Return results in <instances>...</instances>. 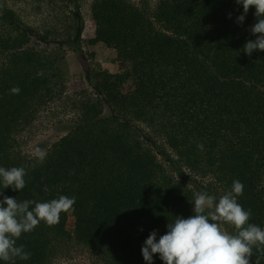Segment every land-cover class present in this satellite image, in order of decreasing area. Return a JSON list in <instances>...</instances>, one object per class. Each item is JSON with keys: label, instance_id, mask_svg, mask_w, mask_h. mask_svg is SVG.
Returning <instances> with one entry per match:
<instances>
[{"label": "trees", "instance_id": "16d2710c", "mask_svg": "<svg viewBox=\"0 0 264 264\" xmlns=\"http://www.w3.org/2000/svg\"><path fill=\"white\" fill-rule=\"evenodd\" d=\"M60 2L72 19L63 32L39 31L0 5V167L26 170L20 192L0 183V200L75 197V240L96 246L104 264H146L141 248L152 231L159 240L177 216L194 214L195 193L218 201L235 180L244 185L237 199L251 209L248 223L264 229V52L251 58L243 52L245 43L256 39L250 32L255 9L240 25L243 7L235 0H159L153 13L127 0H94L89 43L116 51L129 65L133 88L124 93L112 74L86 69L91 92L72 104L76 116L68 132L39 163L16 149L15 137L60 92L63 51L83 52L79 0ZM14 87L20 88L18 95L10 92ZM138 123L161 134L179 161L156 141H146L191 190L173 182L142 146ZM181 163L213 177L215 187L187 177ZM66 217L61 213L57 225L41 222L22 233L16 246L31 256L15 258V264H50L57 244L71 240ZM252 251L249 264H264V246ZM153 264H163L158 254Z\"/></svg>", "mask_w": 264, "mask_h": 264}, {"label": "clouds", "instance_id": "9594fccd", "mask_svg": "<svg viewBox=\"0 0 264 264\" xmlns=\"http://www.w3.org/2000/svg\"><path fill=\"white\" fill-rule=\"evenodd\" d=\"M235 3L243 7V14L236 20L240 25L249 9H255L257 22L250 32L256 39L248 40L243 46V52L251 58L254 52H264V0H235ZM10 92L18 95L20 88L14 87ZM198 148L203 150V144ZM34 155L43 163L46 151L37 147ZM25 176L26 170L22 167H0V183L4 189L20 192L25 187ZM243 191L244 185L235 180L231 190L218 201L207 192L195 193L193 215L187 219L177 216L167 224V232L159 240L155 230L149 234L141 248L146 264H153L156 254L163 264H249L253 247L264 246V229L248 223L251 209L244 210L237 199ZM75 202V197L63 195L49 202H18L16 198L4 196L0 200V261L15 264V258L28 260L31 253L23 245L16 246L22 233H31L41 222L49 227L57 225L61 213L72 210ZM31 205L34 208L30 210ZM226 225L234 233H229Z\"/></svg>", "mask_w": 264, "mask_h": 264}, {"label": "rangeland", "instance_id": "374dc122", "mask_svg": "<svg viewBox=\"0 0 264 264\" xmlns=\"http://www.w3.org/2000/svg\"><path fill=\"white\" fill-rule=\"evenodd\" d=\"M93 1L79 0L84 22L81 34L82 54L77 56L71 51H63L64 60L61 66L63 78L59 87L60 92L52 100L42 105L32 122L15 137L18 146L16 149L29 159L36 158L34 155L35 148L39 147L47 152L53 143L68 132V128L76 116V108L72 104L78 103L82 93L91 92L90 87L85 81L84 72L86 69L107 71L112 74L120 83L124 93L129 92L133 88L132 81L129 78V65L117 58L116 51L106 47L103 43L95 45L89 43L90 39L94 38L95 32V23L91 16ZM127 1L142 10L145 9L148 13H153L159 0ZM0 5L14 11L22 21L39 31L53 30L63 32L72 22L70 9L65 3L60 2V0H0ZM32 45L36 50L45 48L43 45ZM86 94L84 95L86 96ZM104 114H108L106 109ZM138 126L142 130V138H138L142 146L146 150L153 152L156 161L169 173L173 182L178 183L185 190H191L192 188L188 181L182 180L173 174L163 159L156 155L154 149L146 141V138H151L161 145L170 156L178 160L161 134L157 133L154 126L150 127L144 123H138ZM181 165L187 177L196 179L205 187H215L213 177H202L195 173V171L190 170L183 163ZM57 196L60 197V194H57ZM127 199H122L121 202ZM135 209L138 210L137 208ZM76 220V217L73 215V209L67 212L66 231L71 234V240L66 241L65 244H57L55 256L50 264H104L99 256L100 253H98L100 250L96 249V246H86L75 240L73 228ZM117 227L119 228V226ZM225 227L228 231L229 227Z\"/></svg>", "mask_w": 264, "mask_h": 264}]
</instances>
